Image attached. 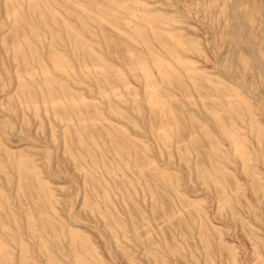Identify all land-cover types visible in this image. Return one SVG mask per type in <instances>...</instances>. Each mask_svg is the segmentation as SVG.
<instances>
[{
    "label": "rangeland",
    "instance_id": "374dc122",
    "mask_svg": "<svg viewBox=\"0 0 264 264\" xmlns=\"http://www.w3.org/2000/svg\"><path fill=\"white\" fill-rule=\"evenodd\" d=\"M0 264H264V0H0Z\"/></svg>",
    "mask_w": 264,
    "mask_h": 264
},
{
    "label": "bare ground",
    "instance_id": "6f19581e",
    "mask_svg": "<svg viewBox=\"0 0 264 264\" xmlns=\"http://www.w3.org/2000/svg\"><path fill=\"white\" fill-rule=\"evenodd\" d=\"M234 43L237 44V42H234ZM234 43H233V44H234ZM249 43H250V42H249ZM248 47H249V46H248ZM234 54H235V53H234ZM70 73H71V72H70ZM173 74H174V73H173ZM146 99H147V98H146ZM146 101H147V100H146ZM164 115H165V114H164ZM83 145H84V144H83ZM23 164H24V163H23ZM23 164H22V165H23ZM141 167H142V165H141ZM137 168H138V167H137ZM18 169H19V168H18ZM21 169H22V168H21ZM139 171H140V170H139ZM143 173H144V172H143ZM143 173H142V174H143ZM40 179H41V177H40ZM97 179H98V178H96V180H97ZM39 183L41 184V182H39ZM36 188H37V187H36ZM37 189H38V188H37ZM38 190H39V189H38ZM80 257H81V256H80ZM90 257H91V256H90Z\"/></svg>",
    "mask_w": 264,
    "mask_h": 264
}]
</instances>
